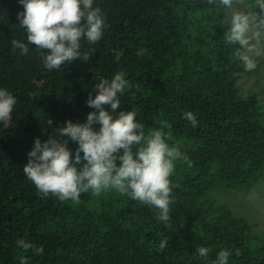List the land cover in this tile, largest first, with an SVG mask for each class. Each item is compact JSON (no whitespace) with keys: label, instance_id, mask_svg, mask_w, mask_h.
<instances>
[{"label":"trees","instance_id":"1","mask_svg":"<svg viewBox=\"0 0 264 264\" xmlns=\"http://www.w3.org/2000/svg\"><path fill=\"white\" fill-rule=\"evenodd\" d=\"M210 7L206 0H105L109 29L94 46L83 44L94 49L90 59L48 72L39 51L13 49L11 41L24 38L20 6L0 0V49L4 40L8 48L0 86L18 101L11 123L0 125V264H19L22 255L28 264H197L201 245L211 249L208 264L220 252L238 253L236 264H264V238L212 195L264 172V113L258 94L240 87L259 66L245 72L232 61L223 14L214 18ZM117 72L131 84L118 111L134 108L146 131L166 125L169 143L182 142L192 161H178L171 177L168 226L156 210L116 193H85L78 205L42 198L22 171L34 140H47L69 119L84 122L95 83ZM185 111L196 114L198 127L182 118ZM20 238L44 253L17 249Z\"/></svg>","mask_w":264,"mask_h":264},{"label":"clouds","instance_id":"2","mask_svg":"<svg viewBox=\"0 0 264 264\" xmlns=\"http://www.w3.org/2000/svg\"><path fill=\"white\" fill-rule=\"evenodd\" d=\"M104 2L18 0V26L23 29L24 38L13 39L11 45L23 56L39 51L41 64L48 72H57L71 63H86L94 49L82 50L83 44L94 46L109 29ZM206 4L212 6L207 11L214 18L223 14V41L225 47L232 48V61L245 72H255L258 63L250 53L264 42V0H206ZM2 47L0 58L8 54L6 40ZM145 52L146 49H138L136 54L143 56ZM130 87L124 72L99 78L96 94L90 93L86 101L92 109L86 120L69 119L54 129L47 140L37 137L22 171L42 198L52 196L78 205L85 193L93 197L116 193L156 210L157 220L168 226L173 203L171 177L178 161L188 167L192 161L182 150V142L169 143L166 125L146 131L134 108L118 111L122 108L121 98ZM17 103V96L0 86V125L11 123ZM182 118L192 127L199 126L192 111H185ZM70 144L76 145L75 149ZM15 245L37 256L44 253L43 247L24 238L17 239ZM166 246V241L160 243L161 249ZM210 251L209 247L198 246L193 259L197 264H208ZM238 260V253L220 252L214 264H236ZM19 264H28V258L20 256Z\"/></svg>","mask_w":264,"mask_h":264},{"label":"rangeland","instance_id":"3","mask_svg":"<svg viewBox=\"0 0 264 264\" xmlns=\"http://www.w3.org/2000/svg\"><path fill=\"white\" fill-rule=\"evenodd\" d=\"M250 55L256 58L259 68L254 75L244 77L240 87L244 93L258 94L264 113V42L257 44ZM251 183L237 189H217L212 195L217 201L228 205L236 216L246 219L256 236L264 238V172L259 173L257 180Z\"/></svg>","mask_w":264,"mask_h":264}]
</instances>
